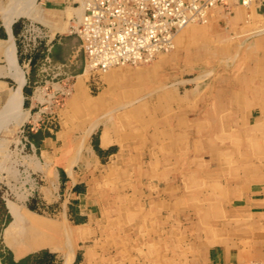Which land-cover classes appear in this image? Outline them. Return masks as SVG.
<instances>
[{
    "label": "crops",
    "instance_id": "0c3cea01",
    "mask_svg": "<svg viewBox=\"0 0 264 264\" xmlns=\"http://www.w3.org/2000/svg\"><path fill=\"white\" fill-rule=\"evenodd\" d=\"M77 1L0 0V108L23 121L22 164L35 175L21 198L0 195V264H31L39 251L65 264L72 239L68 264L264 260V37L204 72L163 67L157 84L148 68L78 80L82 54L67 32ZM25 19L45 32L29 62ZM45 56L61 77L39 84L38 101ZM9 201L59 224L54 239L28 251L6 240Z\"/></svg>",
    "mask_w": 264,
    "mask_h": 264
},
{
    "label": "built area",
    "instance_id": "2783aa9c",
    "mask_svg": "<svg viewBox=\"0 0 264 264\" xmlns=\"http://www.w3.org/2000/svg\"><path fill=\"white\" fill-rule=\"evenodd\" d=\"M231 2L253 6L255 10L264 7V0H79L70 15L67 32L78 40L82 72L105 73L119 66L147 64L169 52L179 30L191 23L205 22L210 11L226 8ZM44 37L38 22H21L19 40L28 62ZM61 70L62 65L52 63L47 56L39 62L40 82L34 89L38 101L46 96L39 84L59 81ZM58 92L63 94L55 88L54 93ZM241 264H264V260Z\"/></svg>",
    "mask_w": 264,
    "mask_h": 264
},
{
    "label": "rangeland",
    "instance_id": "374dc122",
    "mask_svg": "<svg viewBox=\"0 0 264 264\" xmlns=\"http://www.w3.org/2000/svg\"><path fill=\"white\" fill-rule=\"evenodd\" d=\"M263 16L264 7L255 10L253 7H242L231 2L226 8H216L210 11L205 22L191 23L179 30L175 35L176 38L173 39V48L167 53L158 55L151 62L136 67L110 68V71L107 70L105 73L84 72V76L79 77L78 80L88 75L103 77L111 71L148 68L149 73L146 78L157 84L160 82L163 67L168 66V71L171 73L174 72L171 70L175 68L176 63H183L187 68L198 67L204 72L209 70V67L223 65L225 61L231 59L238 61L241 50L245 51L246 46L254 49L256 44L262 43L259 41L264 37V31L256 32L255 25L263 19ZM74 80L75 77L71 82L74 83ZM144 80V77L137 78V82ZM39 87L41 91H44L41 86ZM44 92L47 93V88ZM43 97L46 96L42 95ZM22 122L15 123L6 120L0 130V195L8 199L16 194H18L17 198H21V194L25 193L27 188L32 187L35 182L33 181L35 175L31 170H26L22 164V156L29 152L23 147ZM72 122L76 126L80 124L77 108L73 110ZM71 244L73 251L74 239Z\"/></svg>",
    "mask_w": 264,
    "mask_h": 264
},
{
    "label": "bare ground",
    "instance_id": "6f19581e",
    "mask_svg": "<svg viewBox=\"0 0 264 264\" xmlns=\"http://www.w3.org/2000/svg\"><path fill=\"white\" fill-rule=\"evenodd\" d=\"M11 1V0H10ZM29 0H13L14 4H20L21 2L27 3ZM1 4V3H0ZM21 5V4H20ZM19 6V5H18ZM241 6V5H239ZM26 7V6H25ZM30 7V6H29ZM68 7V6H67ZM243 7V6H242ZM253 7V6H250ZM23 8V6H22ZM27 8V7H26ZM254 8V7H253ZM29 9V8H28ZM64 9V8H63ZM66 9V8H65ZM4 10V9H3ZM30 10V9H29ZM76 11V10H75ZM4 12V11H2ZM70 12V11H69ZM18 13V11H16ZM68 13V12H66ZM13 14V13H12ZM70 14V13H69ZM69 16V15H68ZM261 17V16H260ZM4 18V17H3ZM38 19V18H37ZM34 20V19H33ZM67 20V19H66ZM65 23V22H64ZM257 25V26H256ZM255 25V31H264V16L263 19L260 20ZM60 27V26H59ZM186 27V26H185ZM61 28V27H60ZM64 29V28H63ZM67 29V28H66ZM66 31V30H65ZM176 38V37H175ZM225 39V38H224ZM175 41V40H174ZM174 46V45H173ZM13 67V66H12ZM14 71V70H13ZM110 71V70H109ZM17 72V71H15ZM15 74V73H14ZM19 76V75H17ZM15 95V94H14ZM13 95V96H14ZM15 103V102H14ZM15 105V104H14ZM13 106V105H12ZM11 106L8 108L10 109ZM15 107V106H14ZM13 107V108H14ZM19 107V106H17ZM7 108V107H6ZM5 108V109H6ZM20 108V107H19ZM4 107L0 108V130L2 126L4 125L6 120H11L15 123L18 122V116L13 115L6 116L3 113ZM16 110V108H15ZM13 111V110H11ZM15 113V112H14ZM23 117V116H22ZM21 121V120H20ZM10 122V121H9ZM7 124V123H6ZM8 207L12 214V221L7 226L4 232V236L6 240L12 239L17 241L18 243L22 244L24 247V250H36L40 246L43 245V242L46 241V244L49 243L52 239H54V234L58 230L59 224L56 225L55 222L51 220H44L39 218L37 215L33 212H29L24 207H20L15 205L13 202L9 201ZM62 223V222H60ZM63 224V223H62ZM66 228V227H65ZM62 230V229H61ZM65 231V230H64ZM68 231V230H67ZM59 234V233H58ZM66 234V233H65ZM68 242V240H67ZM69 244V243H68ZM21 247V245H20ZM16 248V247H15ZM70 250V249H69ZM67 250V258L65 264H68V261L70 257L72 256V251ZM69 251V254H68ZM17 253V252H16ZM258 260V259H257Z\"/></svg>",
    "mask_w": 264,
    "mask_h": 264
},
{
    "label": "trees",
    "instance_id": "16d2710c",
    "mask_svg": "<svg viewBox=\"0 0 264 264\" xmlns=\"http://www.w3.org/2000/svg\"><path fill=\"white\" fill-rule=\"evenodd\" d=\"M53 255L47 251H39L37 253L29 255L26 259L33 260L31 264H52L51 259Z\"/></svg>",
    "mask_w": 264,
    "mask_h": 264
}]
</instances>
